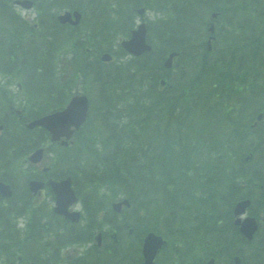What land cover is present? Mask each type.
<instances>
[{
    "label": "trees",
    "instance_id": "1",
    "mask_svg": "<svg viewBox=\"0 0 264 264\" xmlns=\"http://www.w3.org/2000/svg\"><path fill=\"white\" fill-rule=\"evenodd\" d=\"M233 1L114 0V6L109 4L114 12L121 5L128 14L133 5L156 2L158 13V21L147 25V38L152 43L158 39V48L125 62L102 63L98 57L103 50H113L118 36L128 34L129 21L121 26L88 25L86 19L71 27L51 16L47 26L41 14L37 26L30 25L31 38H25L24 46L22 26L14 34L0 31V38L16 39L15 68L3 69L4 76L24 73L22 84L27 86L41 69L39 82L45 86L30 95L38 110L62 103V90L76 82L96 87L88 120L77 131V148L65 149L59 160L73 164L71 171L78 168V178L92 187L98 182L107 187L109 194L102 197L109 198L108 203L118 195L127 197L131 206L122 207V223L141 233H161L169 261L198 251L220 253L224 243L216 222L222 213L224 219L230 215V206L221 204L249 197L251 206L264 215V118L256 121L258 112L264 117V7L247 10L241 1L244 9L234 14ZM79 6L87 15L84 19L91 14L100 20L106 13L100 10L103 0H80ZM219 6L221 20L207 49V15ZM0 18L5 24L24 25L15 14H7L2 3ZM72 46L76 61L67 66L63 53ZM85 47L94 59L88 58ZM171 49L178 55L165 68L162 60ZM119 52L125 54L122 48ZM5 88L0 87V115L6 98L12 99ZM108 212L112 216L109 207ZM199 226L208 230L199 231ZM190 257L184 263L198 261Z\"/></svg>",
    "mask_w": 264,
    "mask_h": 264
},
{
    "label": "flooded vegetation",
    "instance_id": "2",
    "mask_svg": "<svg viewBox=\"0 0 264 264\" xmlns=\"http://www.w3.org/2000/svg\"><path fill=\"white\" fill-rule=\"evenodd\" d=\"M2 1L0 0V4L2 3V9L7 11V14H15L19 19L25 18L23 11L26 8L22 7L25 5L22 3L24 0ZM32 1H49L52 4H60L61 8L68 5L64 4L63 0ZM4 22L0 18V31H8L7 35L9 32L14 34L13 23L11 29L10 23ZM15 40L0 38V74H7L3 69L15 68ZM20 40L24 46L25 38ZM4 50L5 56H2ZM75 61L76 58L73 57L63 64L71 66ZM2 84L9 86L8 83ZM0 87L5 88L2 85ZM5 89L11 95V91ZM12 102V99L6 98L5 104H2V112L9 105L10 113L22 118V112L13 107ZM36 129H40L37 134L32 133L27 137L13 133L8 143L0 145V264H144V256L140 254L141 241L138 232L132 236L138 242L131 246L137 254L132 251V256L128 259L125 256L127 245L119 234L131 226L122 223V206L113 207L114 203L122 199L108 203L107 198L103 199L100 195L84 193L86 188L76 184L79 169L71 171L65 168L62 162H58L61 149H58L57 143L61 144L65 137H60L57 143L47 146V140L51 141L50 135L40 127ZM26 146L31 149L24 154L23 163L14 162L18 151ZM40 148L42 151L30 156L29 160L30 152ZM67 177H70L73 196L65 194L62 186V181ZM108 207L113 212L110 217L106 215ZM104 220L107 222L101 225ZM262 220L264 225V217ZM234 224L239 223L232 214L226 220L220 216L216 227L220 232L225 230L227 235L224 245L218 247L220 253H206L205 257L198 258L194 264H207L210 259L212 264H254L240 251L234 253V247L238 250L247 248L258 251L252 247L253 241L238 242V238L232 235ZM257 234L259 241L264 242V227L262 231L255 233ZM206 247V244L202 245V249ZM230 248L229 261H222ZM166 256L167 254L159 249L147 264H167L170 261ZM260 262L264 264V257L257 264Z\"/></svg>",
    "mask_w": 264,
    "mask_h": 264
},
{
    "label": "water",
    "instance_id": "3",
    "mask_svg": "<svg viewBox=\"0 0 264 264\" xmlns=\"http://www.w3.org/2000/svg\"><path fill=\"white\" fill-rule=\"evenodd\" d=\"M76 15L75 22L78 20V14L74 13ZM62 18L69 19L70 15L66 13ZM132 38H136V43H134L133 40H130L127 43V47L136 52L138 49V45L140 46V49H144L147 46L143 43V35L139 33L137 30L134 31V34ZM104 58L108 57V55H104ZM74 102L72 105H69L65 111L62 112H55L53 114L48 115L47 117L43 118L39 122L42 125H45L48 127L53 133H55V130H57L56 127H59V121L61 120V117L63 114L68 115V117L73 118V124L74 126H77L80 121L84 119V115L86 112V97L84 95L76 96L72 99ZM78 117V118H77ZM78 119V120H77ZM78 121V122H77ZM62 187L65 190V194H70L73 196V190L69 186V179H65L62 182ZM248 204V200H243L238 202L235 205L234 213L238 214L244 211L246 205ZM120 206L119 203H115L113 207L117 208ZM237 223L240 224V228L243 232L251 235L253 232L255 225H254V219L252 217H246L242 221H239V219L236 220ZM162 243V240L159 236H155L152 234H149L144 243V254L150 255V257L153 255L155 249L157 246H159ZM148 263V261H147Z\"/></svg>",
    "mask_w": 264,
    "mask_h": 264
},
{
    "label": "bare ground",
    "instance_id": "4",
    "mask_svg": "<svg viewBox=\"0 0 264 264\" xmlns=\"http://www.w3.org/2000/svg\"><path fill=\"white\" fill-rule=\"evenodd\" d=\"M263 115H257L256 116V121L257 120H260V119H263ZM227 199H230V198H227ZM238 199H232L231 203L230 204H221L222 207L224 206H230V208H233L235 207L236 203H237ZM120 204L122 207H130L131 204L129 202V199L127 197H125V199L121 200L120 201ZM254 219V225H255V228L253 230V232L251 233V235L243 232L240 228V224H234L233 227V231H232V235L235 237V238H244V239H247L249 241H254L256 239V236L255 233L257 231H262L263 230V220L258 218V219ZM195 226H198V225H195ZM208 227L206 226H199L198 229L199 231H202V232H206L205 230H208L207 229ZM218 229V227H217ZM138 232V230L136 228H131V227H127L125 228V230H123L120 234H119V237L121 238V240L123 242H128L129 240H131L135 234ZM133 236V237H132ZM168 247L166 246L165 249H167ZM231 250V248H230ZM233 251L235 252H238L240 251L244 256H246V258L248 259V261L250 263H254V264H257L259 260H261L262 257H264V252H258V251H253V250H248L247 248H241L240 250H238L236 247L233 248ZM190 256H195L194 258H203L205 257V254L204 253H200V251L196 252V253H190L189 256L186 255V254H182L180 257L181 259L178 261V264H185L184 262V258H191ZM225 257V256H223ZM230 257L229 256H226L225 257V260H222V261H229Z\"/></svg>",
    "mask_w": 264,
    "mask_h": 264
},
{
    "label": "rangeland",
    "instance_id": "5",
    "mask_svg": "<svg viewBox=\"0 0 264 264\" xmlns=\"http://www.w3.org/2000/svg\"><path fill=\"white\" fill-rule=\"evenodd\" d=\"M235 3H237V5L241 2V0H235L234 1ZM196 6V5H195ZM197 6H199V7H205V6H200V5H197ZM201 13L202 14H204L205 15V13H206V10L205 9H202L201 10ZM209 19V18H208ZM190 22L191 21H189V22H187L186 24H185V28H189L190 27ZM87 24L88 25H95L96 24V22L95 21H93V16L91 15V14H89V17H88V20H87ZM205 40V39H204ZM157 39L156 38H154V40H153V44L155 45V47H158V44H157ZM70 52V53H69ZM63 53V52H62ZM63 54H66V56H67V58H69L70 56H71V50H68L67 51V53H63ZM124 57V55H122V58ZM66 58V59H67ZM22 77H25V74L24 73H17L16 74V76H15V83L18 81V79H20V78H22ZM35 77H32L31 79H34ZM2 79V78H1ZM16 86L15 87H13V89L15 90V92H17L18 91V95H20V94H23L24 95V92L22 91V90H18V88H17V84H15ZM76 88H78V90L80 91V92H82V91H86V90H88L89 92H90V94H91V105H94V103H93V99H94V91H95V89H96V87H95V89H93V87H91V84H89L86 88H84L83 87V85L81 84V83H78V85L76 86ZM91 90V91H90ZM75 91V90H74ZM38 96H40V99H42V101H44V97L42 96V94L41 93H39L38 94ZM24 97H27V96H25L24 95ZM27 100V99H26ZM251 105H252V103H251ZM0 136H1V133H0ZM30 148H24V149H22V150H20V151H18V160H17V162H19V163H23V160H22V158H24V154L29 150ZM5 161L7 162V160L5 159ZM100 188H102V187H100ZM247 214H252V215H254V216H256L257 218H260V216L262 217V219H263V217H264V215H263V213H261V212H258V211H256V208H255V206H252V207H250V210L249 211H247ZM262 244V243H261ZM260 244V245H261Z\"/></svg>",
    "mask_w": 264,
    "mask_h": 264
}]
</instances>
